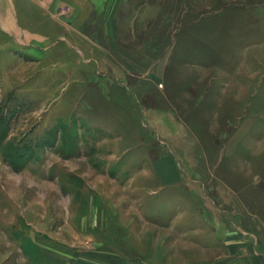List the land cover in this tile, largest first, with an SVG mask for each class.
I'll return each mask as SVG.
<instances>
[{"label": "rangeland", "instance_id": "rangeland-1", "mask_svg": "<svg viewBox=\"0 0 264 264\" xmlns=\"http://www.w3.org/2000/svg\"><path fill=\"white\" fill-rule=\"evenodd\" d=\"M51 1L77 27L0 26V204L27 216L13 238L106 246L110 225L146 264H209L228 238L264 255V0Z\"/></svg>", "mask_w": 264, "mask_h": 264}, {"label": "crops", "instance_id": "crops-1", "mask_svg": "<svg viewBox=\"0 0 264 264\" xmlns=\"http://www.w3.org/2000/svg\"><path fill=\"white\" fill-rule=\"evenodd\" d=\"M53 5H56V3L51 0H1L0 10L3 11L0 12V26H4L7 31L16 32L18 28L16 27L14 29L15 26L26 23L27 25L32 24L39 27L38 25L42 24V19L45 20L47 15H51V17H48L53 19L59 28L61 26V22L58 21L61 19H65L67 22L77 27V23H80V19L83 18V14L80 13L75 17L70 15L60 17L61 19L58 18V20L56 18L54 19L53 14H51V11H53ZM83 13H85V11ZM35 18L36 20H34ZM55 20H57V22ZM54 27V25L47 26V33L56 34L57 32ZM76 27L73 28L72 31L76 38L73 34L72 38L75 40L80 36L86 37V35L76 29ZM20 28L22 29V27ZM59 28H57V30ZM10 37H12V34H10ZM0 39H2V36ZM3 43L7 42L4 41ZM29 45L31 47L38 46V44L34 43ZM21 65L22 64H18L16 67L18 70L12 73L16 80H18L20 74L27 77L28 68L25 66L21 67ZM21 77L24 79V76ZM18 81L19 82H14L9 86H15L19 83L24 84V82H21L20 79ZM6 88H4V90H6ZM1 165L2 164H0V166ZM1 179L2 176L0 175V180ZM6 205L7 204H0V264H146L145 261L147 259L143 258L141 253L138 252L140 247L138 242L136 241L135 243V240L132 242L115 240L112 233L113 230L110 229V225V228L108 227L107 230L109 231V237L107 240L110 241H108L109 243L106 246L96 245L98 242L95 241L93 243V240H89L88 235L86 234H84V236L79 235L83 239L84 243H76L71 239V237H67L63 233L55 234L44 228L36 226V230H32L27 237L35 245L37 249L36 252H40V261L36 262L34 258H36L37 255L33 253L29 254L24 250L21 242L22 239L19 240L17 238H13L14 226L18 225L22 216H27L24 215L23 212L18 214L20 209L12 212V209L8 207L9 205ZM3 206L6 207L2 209ZM69 223V227L72 228V220H70ZM199 232L201 240V235L204 231L200 229ZM138 233L140 232L138 231ZM224 240L226 248L224 247L225 251L222 252L224 256L223 259H217V261H213L209 264H264V255L257 252L252 255L248 250V247H245L236 241L229 240V238L228 240ZM217 244L214 243L213 246L210 245L205 247L200 241V250L203 253L206 252L205 250H207L208 253L215 251L214 254H216V250H220V248L216 246ZM205 263L206 262H203V260L200 259V264Z\"/></svg>", "mask_w": 264, "mask_h": 264}, {"label": "trees", "instance_id": "trees-1", "mask_svg": "<svg viewBox=\"0 0 264 264\" xmlns=\"http://www.w3.org/2000/svg\"><path fill=\"white\" fill-rule=\"evenodd\" d=\"M23 248L26 252L29 254H32L31 252H36V247L35 245L30 241L25 239L24 242H22Z\"/></svg>", "mask_w": 264, "mask_h": 264}]
</instances>
